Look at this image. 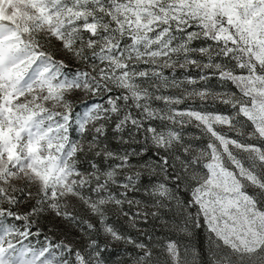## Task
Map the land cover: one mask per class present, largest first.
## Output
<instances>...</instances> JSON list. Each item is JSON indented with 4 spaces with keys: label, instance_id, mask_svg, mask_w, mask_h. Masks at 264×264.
I'll use <instances>...</instances> for the list:
<instances>
[{
    "label": "snow or ice",
    "instance_id": "1",
    "mask_svg": "<svg viewBox=\"0 0 264 264\" xmlns=\"http://www.w3.org/2000/svg\"><path fill=\"white\" fill-rule=\"evenodd\" d=\"M0 264H264V0H0Z\"/></svg>",
    "mask_w": 264,
    "mask_h": 264
},
{
    "label": "rangeland",
    "instance_id": "2",
    "mask_svg": "<svg viewBox=\"0 0 264 264\" xmlns=\"http://www.w3.org/2000/svg\"><path fill=\"white\" fill-rule=\"evenodd\" d=\"M212 110V109H210ZM219 110H225L223 106H219Z\"/></svg>",
    "mask_w": 264,
    "mask_h": 264
}]
</instances>
